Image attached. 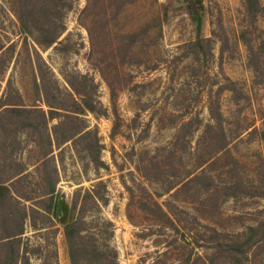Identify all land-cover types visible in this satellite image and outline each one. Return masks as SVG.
Masks as SVG:
<instances>
[{
	"label": "rangeland",
	"instance_id": "rangeland-1",
	"mask_svg": "<svg viewBox=\"0 0 264 264\" xmlns=\"http://www.w3.org/2000/svg\"><path fill=\"white\" fill-rule=\"evenodd\" d=\"M52 1L0 0V183L13 190H0V238L21 230L30 264H72L59 216L35 204L56 166L54 202H85L83 226L119 264H264V0ZM54 16L66 29L42 48L23 27ZM35 51L61 87L92 77L104 110L67 119L92 131L58 149L56 120L36 130L5 110L47 111ZM92 185L106 204L83 200ZM11 254L0 247V264Z\"/></svg>",
	"mask_w": 264,
	"mask_h": 264
},
{
	"label": "trees",
	"instance_id": "trees-1",
	"mask_svg": "<svg viewBox=\"0 0 264 264\" xmlns=\"http://www.w3.org/2000/svg\"><path fill=\"white\" fill-rule=\"evenodd\" d=\"M57 6L58 0H53L52 7L56 9ZM70 7H72V3H69V8ZM189 13L196 30V38L191 41V44L202 46L204 42L210 40V37H202L200 35L202 24L201 14L196 7H190ZM50 20H52L54 26H42L33 31L28 26L23 27L24 31L30 33L35 42L42 48L50 46L66 29V25L64 21H62L61 16L51 17ZM58 20H60L59 24L57 23ZM35 63L44 103L48 106L47 111L41 107H5V110L21 114L24 117L26 125L36 130L46 131L48 121L56 120V122L52 124L51 131L53 134V144L57 149L60 148L65 141L74 136H76L77 139L87 137L88 134H91L92 130L88 128L85 122L83 123V121H81L79 126H75L74 129L66 128V123L68 121L67 119L82 120L80 114L84 113V111H89L93 115L104 114V110L101 111L97 86L92 77H89L85 73L76 72L72 78H66V85L61 87L58 79L53 75L52 71H50V68L38 51H35ZM64 97H66L68 101L64 102ZM91 144H93V147H91ZM100 147L97 138H95L94 141H90V145L86 147L89 153L92 154V160L96 162V166L103 164L102 161H100ZM22 172L23 171H20L19 173ZM52 173L54 177L50 182V188L49 191L46 192V197L38 199L35 204L46 213L54 212L59 216L60 222L64 225V234L70 246L72 264H119L117 260V250L104 241L98 243L97 234H94L83 226V209L85 208V202H83L79 211L75 214L71 212L72 209L76 208L75 202L72 204V209L64 202L60 201V206L59 201L54 202L53 193L58 181L56 177V166L53 167ZM24 174L25 173H22L16 178ZM98 183L101 184V181ZM0 190L12 196L13 190L9 186L0 183ZM19 195L21 196V194H18V196ZM87 196L92 197L95 203L98 201L103 204L107 203V197L96 191L95 185H92V188L86 191L83 200H85ZM22 198L30 199L31 197L22 196ZM106 223L108 225H113L110 220H107ZM21 233L22 231L19 230L0 238V247L11 245L12 264H30L29 256L26 251L22 250L20 253L19 250ZM112 234L113 227L109 235ZM95 237H97V239H95ZM228 246L231 247V245Z\"/></svg>",
	"mask_w": 264,
	"mask_h": 264
},
{
	"label": "water",
	"instance_id": "water-1",
	"mask_svg": "<svg viewBox=\"0 0 264 264\" xmlns=\"http://www.w3.org/2000/svg\"><path fill=\"white\" fill-rule=\"evenodd\" d=\"M59 206H60V201H59Z\"/></svg>",
	"mask_w": 264,
	"mask_h": 264
}]
</instances>
